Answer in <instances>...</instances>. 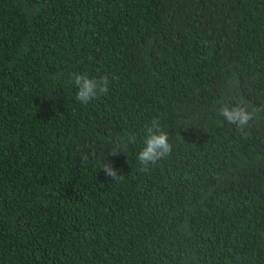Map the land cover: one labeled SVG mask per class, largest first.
Returning <instances> with one entry per match:
<instances>
[{
  "label": "trees",
  "instance_id": "obj_1",
  "mask_svg": "<svg viewBox=\"0 0 264 264\" xmlns=\"http://www.w3.org/2000/svg\"><path fill=\"white\" fill-rule=\"evenodd\" d=\"M0 264H264V0H0Z\"/></svg>",
  "mask_w": 264,
  "mask_h": 264
},
{
  "label": "clouds",
  "instance_id": "obj_2",
  "mask_svg": "<svg viewBox=\"0 0 264 264\" xmlns=\"http://www.w3.org/2000/svg\"><path fill=\"white\" fill-rule=\"evenodd\" d=\"M71 79L77 88L75 99L82 104H87L99 95L107 94L109 90L107 75H103L97 80L87 75L73 74ZM219 114L226 122L236 125L241 130L247 127L253 118L252 112H249L245 107L239 105H224L219 109ZM144 145L138 153L137 159L145 168L169 154L171 145L168 140V135L160 129L158 120H153L151 126L148 127ZM112 155L116 156L117 153L114 151ZM102 170L106 177L113 180L119 178V171L110 163L105 164Z\"/></svg>",
  "mask_w": 264,
  "mask_h": 264
}]
</instances>
